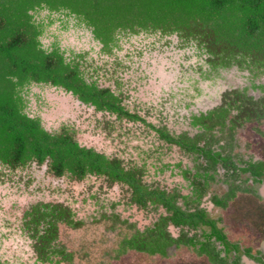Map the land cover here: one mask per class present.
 <instances>
[{"label": "trees", "instance_id": "16d2710c", "mask_svg": "<svg viewBox=\"0 0 264 264\" xmlns=\"http://www.w3.org/2000/svg\"><path fill=\"white\" fill-rule=\"evenodd\" d=\"M70 30L88 46L64 44ZM176 49L190 50L199 58L186 72L193 69L202 78H196L194 86L186 85L181 69L169 91L171 107L178 98L174 112L147 110V102L133 104L125 86L147 77L139 71L145 62L149 66L155 61L149 51ZM175 54H168L173 62ZM102 56L106 60L99 63ZM232 69L243 73L247 83L220 90L218 79ZM119 71L133 75L125 79ZM201 83L215 85L209 101L217 104L197 111ZM33 85L62 89L94 112L139 123L141 130L151 128L164 145L179 148L191 164L182 159L164 162L158 173L170 171L178 182H150L146 163L83 145L73 124L49 129L42 115L30 113L33 99L43 98L31 95ZM141 108L169 121L156 124ZM172 123L181 129H172ZM263 123L264 0H0L3 182L30 184L36 168L44 179L58 183L96 177L124 187L131 205L147 211L164 209L152 225L140 226L121 218L115 204L113 210L83 216L69 201L37 200L26 209L20 225L31 239L36 256L32 264H82L76 260V250L62 240L61 227L81 229L88 222H103L113 232L125 226V232L117 233L118 247L103 253L111 259L128 252L167 257L171 247L186 246L211 264H242L243 259L264 264V250L231 239L223 217L209 210L210 206L225 211L242 193L264 197V158L247 155L246 142L241 144L245 153L241 152L235 138L248 126L264 136ZM247 147L251 148L248 143ZM50 189L57 192L53 186ZM0 264L11 263L0 256Z\"/></svg>", "mask_w": 264, "mask_h": 264}, {"label": "rangeland", "instance_id": "374dc122", "mask_svg": "<svg viewBox=\"0 0 264 264\" xmlns=\"http://www.w3.org/2000/svg\"><path fill=\"white\" fill-rule=\"evenodd\" d=\"M63 43L74 45L76 48L81 45L88 46L87 43H81L76 39L71 30L65 33ZM151 46L149 45V47ZM159 51H152L153 53L149 51L150 57L155 61L149 66L145 62L139 71L143 70L147 77L135 80L137 85L133 84L130 88L125 87L131 90L130 101L133 104L143 105L147 102L149 103L145 107L147 110L151 107L152 110L164 108L174 112L178 107V98L175 96L171 107L172 95L170 94L172 93L169 91L174 88V82L177 74H181V69L184 72L180 78L186 85L193 84L194 86V80L202 78L199 73H194L193 69L186 72V69H190L192 65L196 66L199 58L193 55L190 50L182 52L176 49L165 53ZM173 53H176L173 56L174 62L168 56ZM162 55L163 57H161ZM99 60V63H103L106 57L102 56ZM167 62L172 63V67L168 68ZM181 62L183 65L180 64ZM119 72L123 77L126 76L125 79L133 75ZM237 72L232 69L226 73V77L218 79V88L221 90V88L226 89L237 84H246L247 80L243 77V73ZM102 81L110 83L106 79ZM207 83L210 82L207 81ZM201 85L204 89L203 94L197 97L198 107H195L197 111L206 104L208 106L217 104L214 100L209 101V96L216 93L215 85L209 84V87H205L202 83ZM193 86L192 92H194ZM34 93L43 95V98L42 101L33 99L30 113L42 115L49 129H58L66 123L73 124L78 130L77 138L83 145L93 146L110 155L118 154L126 158L127 161H136L139 165L146 163L148 167L146 179L150 182L159 181L161 184H171L172 180L174 184L178 182L177 178L172 177L170 171H165L164 174L158 173V169L164 162L182 159L185 163L191 164V160L184 156L179 148L164 145L151 128L145 126L141 130L138 127L139 123L134 124L125 120L115 121V117L94 112L79 102L71 93H66L62 89L33 85L31 95L33 96ZM255 94L258 95V92ZM44 96L46 97L45 101H43ZM183 111L184 108L180 110L181 113ZM140 112L156 124H164L169 121L160 113L161 117L157 116L155 112L146 114L142 108ZM179 120L183 119L179 118ZM169 126L177 131L181 129L176 123ZM261 126L264 130V123ZM192 132L194 133L193 130ZM235 138L241 152L245 153V148H242L241 144L246 142L247 155L264 158V136L258 135L251 126L239 131ZM247 143L251 148L247 147ZM36 169L34 170L35 180L30 184H25L24 181L19 183L16 181L3 182L0 177V256L5 260H10L11 264H32L35 261L36 256L31 239L27 232L20 229V225L26 209L37 200L69 201L83 216L99 212V210H113L111 206L115 204V210L121 214V218H127L130 222H136L140 226L152 225L164 212L163 208L147 211L136 205H131L129 194L124 187L111 186L104 179L89 177L84 181H69L67 179L65 182L58 183L57 181L52 182L47 176L44 179L42 170ZM50 186L57 188V192H52ZM38 188L39 190H37ZM209 210H211V214L223 217L222 224L231 239L241 241L245 246L264 250V197L260 200L250 193H242L225 211L210 206ZM119 231L125 232V226L119 227L113 232L106 230L103 222H88L81 229L62 226L61 238L70 248L76 250V260L82 264H211L206 256H199L186 246L171 247L167 257L151 256L144 252H128L119 259H111L108 255L104 256L106 248L118 247L117 233ZM174 232L177 233V230ZM86 251L88 255L84 253ZM242 264L255 263L249 259H243Z\"/></svg>", "mask_w": 264, "mask_h": 264}, {"label": "flooded vegetation", "instance_id": "af4514ba", "mask_svg": "<svg viewBox=\"0 0 264 264\" xmlns=\"http://www.w3.org/2000/svg\"><path fill=\"white\" fill-rule=\"evenodd\" d=\"M251 195H253V194H251Z\"/></svg>", "mask_w": 264, "mask_h": 264}]
</instances>
